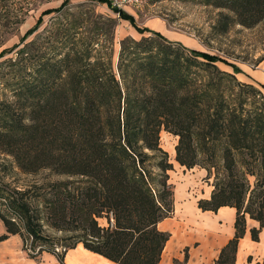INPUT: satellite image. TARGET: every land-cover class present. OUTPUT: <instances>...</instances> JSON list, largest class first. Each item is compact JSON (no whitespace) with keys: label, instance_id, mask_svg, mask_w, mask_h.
<instances>
[{"label":"trees","instance_id":"1","mask_svg":"<svg viewBox=\"0 0 264 264\" xmlns=\"http://www.w3.org/2000/svg\"><path fill=\"white\" fill-rule=\"evenodd\" d=\"M36 1L0 0V46ZM69 1L43 10L30 40L0 52V153L21 174L67 179L31 189L0 177V241L18 235L31 258L44 251L61 259L80 244L113 264H159L169 234L156 225L172 213V166L159 146L165 132L176 137L174 162L211 181L197 208L234 209L232 236L212 264H236L246 218L258 224L251 241L264 227V95L219 69L217 56L156 32L120 39L113 63L115 18ZM193 1L228 12L213 26L218 34L264 19V0ZM85 2L133 19L107 0ZM43 15L48 23L36 32ZM43 224L72 243L47 241Z\"/></svg>","mask_w":264,"mask_h":264},{"label":"rangeland","instance_id":"2","mask_svg":"<svg viewBox=\"0 0 264 264\" xmlns=\"http://www.w3.org/2000/svg\"><path fill=\"white\" fill-rule=\"evenodd\" d=\"M138 7H125L123 11L132 16L131 22L125 20V25H119L121 22L116 19L106 4L88 3L85 0H70L68 7L73 8L77 4L86 3L95 13L102 16L115 18L116 26L113 33V55L112 61L115 62L118 51V42L123 37L129 36L133 39H139L141 36H147L149 32H155L152 29L155 22L165 25V31L156 32L168 41L178 42L188 49L201 51L210 55L217 56L224 63L217 62L219 69L235 73L237 81L250 84L258 89L264 95V19L252 28H243L238 25L231 26L225 33L218 34L213 30V26L219 17V14H228V12L215 9L210 6H203L193 0H140ZM62 0H37L32 6L29 5V11L24 16L22 23L6 35V40L1 51H8L17 46L19 41L25 38L28 41L33 34L26 36L27 31L35 25V20L39 14L49 8H56ZM50 15L41 16L40 31L48 23ZM153 22L150 27L149 24ZM119 25V26H118ZM147 26V32L139 34L134 27L143 29ZM141 35V36H140ZM5 36V35H4ZM176 144V137L165 132L159 134V146L166 152L168 162L172 168L167 172L168 182L172 188V199L174 192L187 193V196L199 197L206 183L203 178L190 171H185L174 162L173 148ZM12 160L0 153V177L10 187L39 189L47 186L49 183L66 181L65 177L54 176L48 171H40L35 175L21 174L11 168ZM1 166H7L5 175L1 172ZM196 168V167H195ZM198 169V168H197ZM194 172V171H193ZM103 224V221H99ZM0 228H2L0 222ZM42 233L48 238L47 241L55 245H68L72 243L69 233L56 231L43 224ZM259 234V233H258ZM48 242V243H50Z\"/></svg>","mask_w":264,"mask_h":264},{"label":"crops","instance_id":"3","mask_svg":"<svg viewBox=\"0 0 264 264\" xmlns=\"http://www.w3.org/2000/svg\"><path fill=\"white\" fill-rule=\"evenodd\" d=\"M121 24L125 22L119 20ZM151 22L149 24H152ZM118 25V26H119ZM152 29L155 32L165 31V25L155 22ZM144 28L150 29L147 26ZM141 36V35H140ZM184 169L183 167H180ZM187 171V169H184ZM188 171L204 176L202 169L192 168ZM194 171V172H193ZM211 187L199 197L187 196V193L173 194L172 213L157 223V229L169 234L168 240L160 254L159 264H212L221 247L231 238L233 233L234 209L218 208L215 212L201 211L196 202L208 199ZM2 225V224H1ZM258 224L246 218V230L238 241L235 253L236 264H255L264 259V227L258 234V241L249 238L248 230L257 228ZM4 227L0 228V236ZM0 264H113L107 259L84 249L80 244L66 250L61 259L55 254L42 251L35 258L28 257L22 249V242L18 235H10L0 241Z\"/></svg>","mask_w":264,"mask_h":264},{"label":"built area","instance_id":"4","mask_svg":"<svg viewBox=\"0 0 264 264\" xmlns=\"http://www.w3.org/2000/svg\"><path fill=\"white\" fill-rule=\"evenodd\" d=\"M110 6L123 10L125 7H138L141 3L140 0H107ZM56 252H59V249H55Z\"/></svg>","mask_w":264,"mask_h":264}]
</instances>
